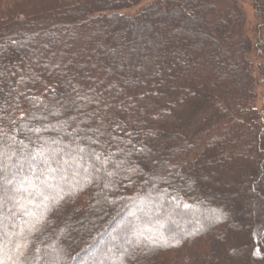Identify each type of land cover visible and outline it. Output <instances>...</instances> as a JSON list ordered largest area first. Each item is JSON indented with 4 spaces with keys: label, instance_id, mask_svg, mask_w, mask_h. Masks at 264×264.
<instances>
[{
    "label": "trees",
    "instance_id": "trees-1",
    "mask_svg": "<svg viewBox=\"0 0 264 264\" xmlns=\"http://www.w3.org/2000/svg\"><path fill=\"white\" fill-rule=\"evenodd\" d=\"M143 1L0 0V264H264V0Z\"/></svg>",
    "mask_w": 264,
    "mask_h": 264
},
{
    "label": "rangeland",
    "instance_id": "rangeland-1",
    "mask_svg": "<svg viewBox=\"0 0 264 264\" xmlns=\"http://www.w3.org/2000/svg\"><path fill=\"white\" fill-rule=\"evenodd\" d=\"M124 0H110L111 4L116 5L114 8H110L107 9L108 7H106L104 10H117L120 6L124 5ZM153 0H144L140 5H138L137 7H133L131 9L125 10L123 11L124 14L129 15V16H133L135 13H137L141 7H143L144 4L151 2ZM238 2L240 3V6L243 8L244 11V15L246 18V33L253 36V38L255 37V26L257 25V17H256V13L254 11L253 5H252V1L251 0H238ZM95 11H99V10H95ZM101 11V10H100ZM179 20L176 19L175 22H183L185 19L184 18H178ZM81 20L80 17L78 18H73L70 19V22H77ZM196 18H191L190 22L193 23V21H195ZM65 21V20H64ZM170 22V20L168 21ZM166 24L164 23V20L161 18H154L152 20H146L145 23H143L142 25L140 24V29H139V33H141L139 35V39L138 41L134 44V47H136V66H137V74L141 77L142 73L144 72V65H145V58L147 57V54L149 56V48L152 49L155 45H156V38L158 37L157 35H161L163 34V27L165 28ZM199 32H198V38L195 39L197 40L196 43L201 42V40L203 38H205V41H208V34L204 28V26L202 24H199ZM177 27V24L176 26ZM158 28V29H157ZM122 29L124 30L122 32L121 37L119 38V42L115 43L116 46H118L121 49V52L125 51L126 52V56H127V50H128V46L131 42H133V38L132 35L134 33V30L130 27L127 26H122ZM124 33V34H123ZM142 35L144 36L142 38ZM214 35V32H213ZM141 36V37H140ZM255 39V38H254ZM257 42H259V38L258 36L256 37ZM255 41V40H254ZM256 47V46H255ZM256 49H254V51H256ZM258 51V50H257ZM258 53L257 54L254 52L251 55V59L253 61H257L258 60ZM156 55V54H155ZM154 57L152 58L151 62H149V66H152L151 64L154 63ZM186 61V58L184 59ZM146 61V60H145ZM191 61V60H190ZM221 64H222V70L224 73L227 72V75H232V71H231V66H236V69L240 70V65L238 62H236L235 60H232L230 58V56H228L227 58L221 60ZM163 70V69H162ZM158 73L161 72L160 69H158L157 71ZM229 77V76H228ZM258 91V100L256 102V106L258 108V110L260 111L263 105V97H264V89H263V84L259 85V89ZM245 179H243L242 181H239L237 183V190L241 191L245 188ZM255 184V183H254ZM256 187V186H255ZM237 190H235L234 192L237 193ZM263 191L264 193V187L263 189H258L256 188L255 190V194H257L258 192ZM252 199H254V194L251 195ZM238 203H232L233 205H237L238 207L240 206L243 210L245 209V206L243 205L242 199H238ZM135 237V236H134ZM138 242V239L134 238V244ZM106 245V244H105ZM110 245L107 244L106 246ZM113 245V244H111ZM228 245H225V248ZM78 257V256H76ZM95 256L89 257L88 259H86L87 261L92 262V258L94 259ZM83 261V260H82Z\"/></svg>",
    "mask_w": 264,
    "mask_h": 264
},
{
    "label": "bare ground",
    "instance_id": "bare-ground-1",
    "mask_svg": "<svg viewBox=\"0 0 264 264\" xmlns=\"http://www.w3.org/2000/svg\"><path fill=\"white\" fill-rule=\"evenodd\" d=\"M106 6L108 7V9H110V8H114L116 5L110 3V4H107Z\"/></svg>",
    "mask_w": 264,
    "mask_h": 264
}]
</instances>
